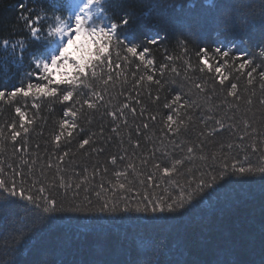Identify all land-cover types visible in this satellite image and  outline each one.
<instances>
[{"label":"trees","instance_id":"1","mask_svg":"<svg viewBox=\"0 0 264 264\" xmlns=\"http://www.w3.org/2000/svg\"><path fill=\"white\" fill-rule=\"evenodd\" d=\"M244 2L251 6V13L239 12L237 6L241 0H101L104 9L100 16L103 28L107 29L110 23L118 24L117 32L109 43V52L104 57L105 73L108 72L107 59L110 57L113 61V80L104 86L111 95H105V100L115 97L113 103L127 102L130 107L137 108L135 121L128 115L130 127L122 125L117 130L121 136L117 137L111 132L114 124L109 118L101 120L96 110H89L87 105L81 109V104L74 103L88 98L92 89L86 88L84 84L79 85L77 92L83 91L85 96L74 93L73 102L62 99L65 89L71 86L55 83L51 85L57 89L55 97L44 94L10 97V91L16 87L27 88L28 83L47 85L42 69L36 76L29 77L27 74L36 72L33 57L47 59L44 55L46 46H52L55 40V37L48 35L49 26L57 23L54 18L60 16L66 20L69 13L65 0H0V90L6 92L4 100L0 101V125L18 122L16 107L26 113L27 119L33 122L26 123L30 129V155L26 158L35 159L39 152L35 170L37 174L41 170L45 171L48 181L55 176L56 170L44 168L48 160L46 152L62 155L63 151L70 149L73 154L63 162L57 160L55 155L52 159L61 165L63 171L60 174L65 175L66 180L74 183L88 177V190L79 191L81 199L88 195L94 200L92 189L103 181L107 191L109 181L115 183L117 180L115 173L123 171L128 174L119 178L120 182L130 184L132 194L144 191L139 180L146 179L147 174L155 172V169L151 164L143 165L141 156L147 158L154 147L152 140L155 137L162 138L159 129L170 123L167 122L169 114L177 121L173 128H180L178 134L168 132L169 139L196 143L193 159L185 160L184 168L191 169L197 177L200 170L212 171L206 165L220 166L222 143L225 144L223 154L243 161L245 145L231 150L226 145L229 142L240 145L239 137L244 135L245 121L251 125L248 132L253 139L264 144V104L261 103L264 90L260 89L261 80L258 76L262 69L261 61L264 60V57H260L261 48L264 47L261 41L264 16L261 15L260 6L264 0ZM223 13L233 16L227 27L220 23ZM38 15H43L44 19L39 23L38 38H33L28 21L22 17L27 16L31 20ZM125 18L128 23H121ZM182 19L198 20L201 24L199 34H189L181 28L177 21ZM5 39L9 41L7 47L2 44ZM18 41L24 45L22 58ZM13 43L17 44L16 48L11 46ZM133 46L138 50L135 55L127 52V48ZM217 47L221 49L220 53L215 51ZM203 49L208 50L211 71L202 63ZM225 51L229 53L228 57L223 56ZM140 55H144L143 61L139 59ZM149 59L154 64L149 65ZM249 59L257 68L251 85L247 83L246 73L249 69L238 71L239 63ZM117 63L119 68L116 67ZM162 65L167 67L162 70ZM218 66L222 68V75L228 77L224 85L219 84L220 74L215 71ZM102 75L107 78L106 74ZM148 75L153 76L152 81L147 80ZM141 76L145 79L136 84ZM156 80L160 83L157 84ZM89 82L95 90L104 94L100 83L92 79L90 74ZM194 83L207 84L205 92L200 93L199 97L189 92ZM230 83H237V97L227 95ZM137 94L146 109L143 116L139 115L141 105L136 103ZM129 95L133 97L131 101H128ZM177 95L181 96L179 103L184 108L173 113L163 104L170 103ZM156 96L160 97L159 101L155 100ZM248 100L252 103H247ZM35 104L39 105L38 109L32 107ZM69 106L77 111L75 117L64 114ZM150 113L157 116L155 122L150 121ZM189 115L191 121L187 119ZM209 117L222 119L226 125L235 124L236 127L219 130L220 135L209 138L201 145L198 137L204 139L200 131L204 129L205 121L209 131L213 125ZM89 119L91 124L87 123ZM65 120L69 124L76 123L77 128L73 131V137L68 138L71 141L69 144L62 137L60 148H56L53 137L59 133ZM141 122L149 124L155 137L151 136L149 130L135 132V126ZM81 127L85 131L81 132ZM252 128L256 129L255 133ZM93 132L97 136L85 149L77 151L78 142ZM146 133L151 138H147ZM129 134L133 141L138 140L143 145L135 155L129 152L136 171L127 168L128 160L118 162L115 166L110 161V154H116L119 150L121 138L124 140L123 147L128 148ZM11 143L7 141L5 153L0 154V159L6 162H13L10 159ZM36 144L40 145L39 149H36ZM101 147L105 151L92 150ZM156 155L155 162L161 163V167L166 166L159 159L163 153L158 152ZM184 155L179 151L173 152V158H183ZM201 155L209 158L200 160ZM213 155H217V159H212ZM248 155L256 163L260 152L257 151L255 155L249 152ZM18 162V159L15 160L14 166ZM231 162L235 163L236 160ZM166 163L170 166V161ZM104 168H108V171H102ZM161 176L162 171L156 172V178ZM176 178L183 183V176ZM170 179L165 177V181L169 182L160 181L161 187L155 189V193L163 195L162 189L166 188L174 194ZM217 184L220 185L197 195L186 212L158 221L142 220L139 218L145 215L142 213H118V216L105 213L106 216L102 217L95 216L99 213L49 215L13 197L11 199L15 204L12 209L0 214V264H50L52 261L56 264H215L218 260L264 264V180L232 175L219 180ZM148 187L152 188V185ZM5 195L0 193V204L5 203Z\"/></svg>","mask_w":264,"mask_h":264},{"label":"snow or ice","instance_id":"2","mask_svg":"<svg viewBox=\"0 0 264 264\" xmlns=\"http://www.w3.org/2000/svg\"><path fill=\"white\" fill-rule=\"evenodd\" d=\"M21 7H23V5H21ZM65 7L69 13L68 19L65 20L60 16H56L54 20L57 23L55 25H50L48 28V35L56 38L55 47L52 48L51 45L46 46L44 55L47 59L33 57L32 60L36 72L27 74L29 77H33L38 75L39 71L42 69L44 73L43 79L48 81L47 85L28 83L27 88L16 87L8 94L12 98L20 94L24 97L30 94H44L55 97L57 95V89L51 87V85L53 83L57 85L66 84L71 87L65 89V94H63L62 99L65 102H73L74 93L80 97L85 96L83 91L77 92L79 85L84 84L86 88L92 89L90 94H88V98L83 99L82 102L76 100L74 103L81 104V109L83 105H87L89 110H96L100 113L101 120L109 118L110 122L114 124V127L111 128V132L115 136L120 137L121 132L117 130L120 129L122 125L125 128L130 127L128 115H131L133 121H135L137 117V108L130 107V104L127 102L113 103L115 97L105 100V95H111L108 88L104 86L109 85V81L113 80V76L111 75L113 61L110 57L107 59L108 72L105 73L103 67L105 65L104 57L109 52V43L113 39V34L117 32L118 24L110 23L107 29H105L103 27L97 28L94 24L89 23L93 21L94 18L103 15L104 9L101 7V0H65ZM260 7L261 15L264 16V4ZM237 9L241 14L244 12L251 13V6L246 4L244 0H241ZM22 18L28 21V28L30 29L31 36L33 38H38V33L40 32L39 23L44 19V16L38 15L31 20H29L27 16H23ZM232 18V14L223 13L220 23L227 27ZM121 23L127 24L128 20L125 18ZM177 23L189 34H199L201 24L198 20L182 19L177 21ZM261 41L264 42V25H262L261 28ZM17 43L20 44L22 58L24 45L21 41ZM2 44L7 47L9 41L5 39L2 41ZM11 46L16 48L17 44L13 43ZM137 51V48L134 46L127 48V52L133 55H135ZM202 51L204 54L202 63L211 71L212 65L209 63L207 57L208 50L203 49ZM215 51L220 53L221 49L217 47ZM228 55L229 53L227 51L223 52L224 57H228ZM260 57H264V47L261 48ZM119 59L120 57L117 53V60ZM139 59L143 61L144 55H140ZM168 59L171 60L172 57L169 56ZM147 63L152 65L154 61L149 59ZM261 63L262 69L258 72V76L261 80L259 86L260 89L264 90V60H262ZM98 65L100 66L99 68ZM116 67H120L119 63L116 64ZM166 67L167 65H162L161 69L163 70V68ZM189 67H191V65H189ZM245 68L249 69L246 75L248 77L247 83L251 85L254 79L253 73L257 72L256 65L251 59L239 63L238 71ZM172 71L175 72L176 69L173 68ZM215 71L217 74H220L219 84L224 85L228 77L222 75V68L219 66L216 67ZM89 74L92 79L100 83L104 91L103 95L100 91L93 88V84L89 82ZM102 74H106L107 78L105 79ZM144 79V76H141L139 80L136 81V84H139L140 81ZM147 80L152 81L153 76L148 75ZM155 82L157 84L160 83L159 80ZM133 87L135 88V86ZM206 88V83L203 85L201 83H194L193 87L189 89V92H193V94L199 97V94L204 93ZM229 88L230 91L227 92V95L237 97V83H230ZM33 89H35L34 93ZM195 90H198V92ZM213 91H215V89H213ZM5 95L6 92L0 90V101L4 100ZM132 99V95H129L128 101ZM204 99L206 100V97H204ZM155 100L159 101L160 97L156 96ZM180 100L181 96L177 95L170 103L165 102L163 107L171 109L173 113H178L179 110L184 108V105L179 103ZM136 103L141 105L139 115L143 116L146 109L139 99V94H137ZM192 103L195 104L196 101H192ZM247 103L250 104L252 101L248 100ZM261 103L264 104V100H262ZM32 107L38 109L39 105L35 104ZM125 110H127V113ZM15 113L18 114V122H8L5 125H0V154L5 153V143L11 141L10 159L13 160V162H6L4 159H0V193L6 194L5 203L0 204V214L12 209L15 201L11 198L15 197L33 205L35 209L43 214L99 213L100 215L95 216L102 217L106 216L104 215L105 213L112 214L109 216H118L116 215L118 213H142L145 215L140 216V219L158 221L175 217L186 212L193 204V200L197 195L214 189L216 186L220 185L217 184V182L227 176L238 175L247 177V179L259 178L264 180V144L253 139L252 134L248 132V128H250L251 125H248L247 121L244 122V135L239 137L240 145H234L231 142L226 145L229 150L234 147L240 148L241 145H245L243 148L245 152L243 161L238 160L236 157L223 154L225 144L222 143L220 145L221 154H219L220 166L217 168L214 165H206V167H211L212 171L200 170V175L197 177L191 169L184 168L185 160L191 161L193 159L196 143L187 141L178 142L176 139H169L167 135L168 132H175L178 134L180 131L179 127L173 128V125H176L177 121L174 120L172 114H169L167 115V122L170 123H167L164 127L159 129L163 134L162 138L155 137V133L151 132L148 123L141 122L139 125L135 126L136 133H140L142 130H149L151 136L155 137V139L152 140L154 147L149 153V156L147 158L143 157V155L141 156V163L143 165L151 164L152 168L155 169V172H149L147 174L146 179L139 180L140 185L145 189L144 191H135V193L132 194V186L120 182L119 178L126 177L128 174L126 171H123L115 173L117 180L115 183L109 181L110 187L107 188V191L105 183L103 181L99 182L96 188L92 189L95 194L94 200L88 195H85L83 199H81L79 191L88 190L90 184L88 177L78 179L77 182L74 183L70 180H66L65 175L60 174L63 171L61 165L55 163L52 159L55 155L57 160L63 162L66 157L73 154L71 150L63 151L61 149L63 151L62 155L46 152L48 160L44 168H55L56 170L55 176L50 181L47 180L45 171L41 170L39 174H37L35 166L39 161V152L37 151L35 159L26 158L30 155V145L28 141L30 129L26 126V123L32 124L33 122L27 119L26 113L22 111L20 107L15 108ZM64 114L66 116L71 115L75 117L77 111H74L73 107L69 106ZM149 119L155 122L157 116L150 113ZM187 119L191 121L192 117L189 115ZM208 119L213 121V125L209 131L207 121H205V127L200 131V136L204 139L200 140L198 137V143L201 145L209 138L220 135L219 130H228L229 128L236 127L235 124L226 125L222 119H213L212 117ZM87 123L91 124V119H89ZM181 124H183V120H181ZM100 127L102 129V125ZM76 128V123L69 124L68 121L65 120L59 133L53 137L55 147L60 148L62 137L65 138L64 142L69 144L71 141L68 138L73 137V131ZM80 131L83 132L85 129L81 127ZM252 132L255 133L256 129L252 128ZM145 135L147 138H151L148 137V133ZM96 136L97 133L93 132L91 135L83 138L82 142H78L77 151L85 149V146L89 145L90 141ZM157 141L159 142L158 144L156 143ZM123 144L124 140L121 138L118 152L116 154H110L111 165L115 166L118 162L128 160L127 168L136 171L131 156H129V152L135 155L138 150L142 149L143 145L138 140L133 141L130 134L128 136V148H124ZM39 148L40 145L36 144V149ZM169 148H171V151H169ZM92 150L97 152L105 151L103 147L93 148ZM176 151L184 153V157L173 158V152ZM257 151L260 152V156L257 158V162L253 163L248 153L251 152L255 155ZM121 152L124 154L121 155ZM158 152L163 153L159 159L162 163H165L166 166L161 167V163L155 162ZM208 158L209 157L204 155L199 157L200 160H207ZM211 158L215 160L217 159V155H213ZM17 159L19 162L14 166V162ZM234 159L236 162H231ZM168 161H170V166H167L166 162ZM102 171L107 172L108 168H104ZM160 171H162L163 176L156 178V172ZM177 176H183V183L176 178ZM165 177L171 178L170 187L173 189L174 194L169 193L166 188L162 189V192L165 193L163 195L155 193V189L161 187L160 181L169 182L165 181ZM149 184L152 185V188L148 187ZM125 193H128V195H125ZM78 200L80 201L79 203H77ZM53 219H55V217H53ZM50 264H56V262L52 261ZM183 264H187V262H183ZM215 264H239V262L235 260H218Z\"/></svg>","mask_w":264,"mask_h":264},{"label":"rangeland","instance_id":"3","mask_svg":"<svg viewBox=\"0 0 264 264\" xmlns=\"http://www.w3.org/2000/svg\"><path fill=\"white\" fill-rule=\"evenodd\" d=\"M100 19V20H99ZM67 20V19H66ZM101 21H102V18L99 16L98 18H94V20L93 21H91V22H89L90 24H94L97 28H100V27H103L102 25H101ZM55 40H56V38H55ZM55 40L53 41V43H52V48H54L55 47ZM66 42V41H65ZM57 54H58V49H57Z\"/></svg>","mask_w":264,"mask_h":264}]
</instances>
